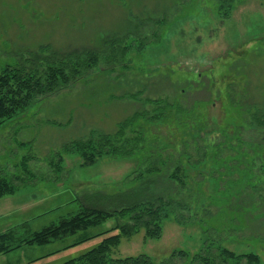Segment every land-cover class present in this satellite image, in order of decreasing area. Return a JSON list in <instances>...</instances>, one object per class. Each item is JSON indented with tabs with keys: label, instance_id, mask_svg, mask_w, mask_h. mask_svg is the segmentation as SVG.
Listing matches in <instances>:
<instances>
[{
	"label": "rangeland",
	"instance_id": "374dc122",
	"mask_svg": "<svg viewBox=\"0 0 264 264\" xmlns=\"http://www.w3.org/2000/svg\"><path fill=\"white\" fill-rule=\"evenodd\" d=\"M128 32L143 39H128L122 66H97L0 125V177L16 185L0 198V232L58 224L79 212V197L130 189L170 159L185 165L190 209L166 218L159 238L122 237L110 256L160 263L183 250L188 258L170 264H226L220 254L229 250L264 264V131L254 124L264 113V0H0V73L45 46L77 54ZM136 112L127 131L142 137L136 152L84 165L73 143L114 133ZM77 238L24 246L0 264L44 256L40 263L63 264L102 240L61 250Z\"/></svg>",
	"mask_w": 264,
	"mask_h": 264
},
{
	"label": "trees",
	"instance_id": "16d2710c",
	"mask_svg": "<svg viewBox=\"0 0 264 264\" xmlns=\"http://www.w3.org/2000/svg\"><path fill=\"white\" fill-rule=\"evenodd\" d=\"M134 34L135 39H143L135 32H128L126 35L109 34L102 38L100 47L77 54L61 53L50 46H45L26 61L25 65L29 66L7 65L0 73V125L15 117L35 100L69 86L97 66H104L103 70L116 68L120 64L122 66L129 48L127 41L133 38ZM133 97L136 98V95ZM140 116L141 114L136 112L125 119L118 124L114 133H100L88 139L75 141L74 147L82 155L84 165L95 164L104 156H132L139 148L142 137L135 134L128 135L127 131L133 127ZM254 124L255 129L264 131V113L256 111ZM242 128L246 127L241 126L240 129ZM169 163L172 165L170 166ZM165 164H167L166 167H164ZM164 165L149 167L148 175L141 178L138 184L130 189L110 194L97 192L79 197L78 199L81 200L79 212L62 218L58 224L46 226L39 231H32L28 221L9 227L0 232V256L24 246H44L78 236L61 250L73 248L97 238L102 240L88 252L69 259L63 264H170L176 258L187 259L188 253L183 250L174 251L168 259L160 263L147 254L121 258L110 256L112 249L120 244L122 237H131L144 230L146 237L159 238L162 222L166 218L173 213L182 217V214L179 215L178 212L181 209H190L191 195L195 190L185 185V178L182 176L185 165L170 159ZM160 181L162 186L156 187ZM15 192L16 185L0 177V198L13 195ZM118 216L126 220L119 219L114 227L95 234L89 232L90 229L99 227L107 220ZM46 257L33 259L28 264H45L40 261ZM220 258L221 262L226 264H231L229 262L234 259L237 261L236 264H261L262 262L260 256L252 252L236 255L229 250H223ZM200 260V256L194 257L195 262L201 263ZM202 263L211 264L207 261Z\"/></svg>",
	"mask_w": 264,
	"mask_h": 264
}]
</instances>
